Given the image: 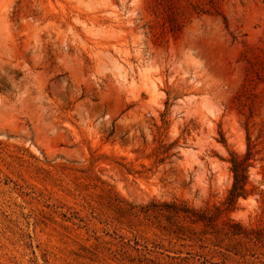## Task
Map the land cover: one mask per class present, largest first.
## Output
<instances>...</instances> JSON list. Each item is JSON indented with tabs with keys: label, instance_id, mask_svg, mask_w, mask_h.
Listing matches in <instances>:
<instances>
[{
	"label": "rangeland",
	"instance_id": "374dc122",
	"mask_svg": "<svg viewBox=\"0 0 264 264\" xmlns=\"http://www.w3.org/2000/svg\"><path fill=\"white\" fill-rule=\"evenodd\" d=\"M0 264H264V0H0Z\"/></svg>",
	"mask_w": 264,
	"mask_h": 264
},
{
	"label": "trees",
	"instance_id": "16d2710c",
	"mask_svg": "<svg viewBox=\"0 0 264 264\" xmlns=\"http://www.w3.org/2000/svg\"><path fill=\"white\" fill-rule=\"evenodd\" d=\"M233 161V171H234V184L229 192V200H235L241 195H243V192H240L239 185L241 181V177H243V174H240L238 168L240 167V163L238 160L234 158ZM241 189V188H240ZM127 214L130 216H134L141 220H146L150 222H154L153 218H155L156 215H161L165 212H168L169 214H179L180 212H193L198 215L199 220L205 219V217H209L210 211H195L194 209L180 206L179 204L175 202H159V201H152L151 203L147 205H134V204H128L126 207Z\"/></svg>",
	"mask_w": 264,
	"mask_h": 264
}]
</instances>
